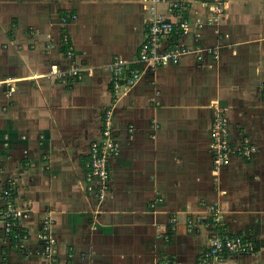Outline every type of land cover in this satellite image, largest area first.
Here are the masks:
<instances>
[{
    "label": "crops",
    "instance_id": "crops-1",
    "mask_svg": "<svg viewBox=\"0 0 264 264\" xmlns=\"http://www.w3.org/2000/svg\"><path fill=\"white\" fill-rule=\"evenodd\" d=\"M177 1L156 8L192 22L164 43L187 52L115 94L109 65L136 59L149 0H0V183L14 184L29 234L17 245L0 216V264H199L218 233L252 240L255 251L212 264H264V0H223L221 13ZM71 66L80 78L51 74ZM106 109L119 155L99 198L86 190L85 166ZM219 110L232 140L256 152L215 172ZM46 218L53 261L39 238Z\"/></svg>",
    "mask_w": 264,
    "mask_h": 264
},
{
    "label": "built area",
    "instance_id": "built-area-1",
    "mask_svg": "<svg viewBox=\"0 0 264 264\" xmlns=\"http://www.w3.org/2000/svg\"><path fill=\"white\" fill-rule=\"evenodd\" d=\"M215 13L222 12L223 0H205ZM168 2L169 7L176 9L180 7V1L177 0H149L150 17L148 19V28L146 39L141 44L137 57L134 61H128L116 57L109 65L112 72V89L115 94L122 90L132 88L146 73L154 72L167 64H177L183 54L187 52L186 48L177 44L171 48L164 46L165 42L170 40H182L187 36L192 28V22L186 19L169 21L163 18L157 11V4ZM75 16L69 14L64 18V24ZM204 24L203 21L199 22ZM68 45V36L64 37ZM67 56L73 58L74 51L72 46L68 45ZM72 74L80 78L82 69L78 66H71L67 71L53 69L52 75H61L64 73ZM212 154L214 171L217 172L222 167L228 165L233 157L251 159L256 152V146L248 139L234 142L229 131V121L222 110H219L212 128ZM119 155V143L115 137L113 126V111L106 109L102 117V135L101 138L91 144L89 159L86 163L85 178L86 190L102 198L109 188L111 166L110 161ZM14 184L12 182L1 185L0 183V216L4 221V233L9 236L17 245L29 238V234L22 226L21 220L26 218V211L14 200ZM214 225H220V218L214 214ZM52 220L44 219L41 225L40 240L44 244V251L48 258L54 260L56 254V239L52 235ZM49 252V255L46 253ZM255 251V243L243 236L214 234L207 249L199 259V264H212L217 259H222L230 255L250 254ZM53 264V263H52Z\"/></svg>",
    "mask_w": 264,
    "mask_h": 264
},
{
    "label": "trees",
    "instance_id": "trees-1",
    "mask_svg": "<svg viewBox=\"0 0 264 264\" xmlns=\"http://www.w3.org/2000/svg\"><path fill=\"white\" fill-rule=\"evenodd\" d=\"M257 248L259 247V244L257 243V246H256Z\"/></svg>",
    "mask_w": 264,
    "mask_h": 264
}]
</instances>
